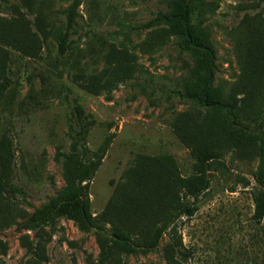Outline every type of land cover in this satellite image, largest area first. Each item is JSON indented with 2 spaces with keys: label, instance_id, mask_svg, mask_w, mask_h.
<instances>
[{
  "label": "rangeland",
  "instance_id": "obj_1",
  "mask_svg": "<svg viewBox=\"0 0 264 264\" xmlns=\"http://www.w3.org/2000/svg\"><path fill=\"white\" fill-rule=\"evenodd\" d=\"M168 0H81L69 49L58 50V35L65 25L66 9L73 0H0V18L22 16L41 42L35 58L8 49V90L0 102V138L11 143L14 184L24 189L25 204L34 209L54 197L64 186L57 150L67 151L72 110L78 105L95 121L88 128L87 147L94 151L111 136V143L89 185L91 212L106 205L114 186L124 180L139 154L172 156L183 176L191 173L192 159L173 133L176 117L193 103L178 95L177 84L194 68L189 52L178 40L146 48L150 29L144 25L165 13ZM217 3L213 14L202 18L215 50L214 85L228 88L239 75L235 43L241 19L262 11L258 0H202ZM201 21L197 14L193 22ZM110 45L135 57L134 77L115 88L92 95L74 81L77 73L101 71ZM228 168L214 166L210 186L201 196L191 218L177 222L188 257L178 264H264V219L253 218L252 198L260 162L226 156ZM19 222V220H17ZM32 238L24 226L0 231V264H23L22 235ZM147 254L125 258L126 264H175L167 260L164 246ZM47 261L41 264H97L99 248L95 231L80 232L76 224L59 218L45 246Z\"/></svg>",
  "mask_w": 264,
  "mask_h": 264
},
{
  "label": "trees",
  "instance_id": "obj_2",
  "mask_svg": "<svg viewBox=\"0 0 264 264\" xmlns=\"http://www.w3.org/2000/svg\"><path fill=\"white\" fill-rule=\"evenodd\" d=\"M258 2L262 11L241 19L242 31L235 43L240 72L228 88L214 85L215 50L209 29L202 22L205 14L215 12L217 3L168 0V11L158 13L144 25L150 29L143 42L147 49L176 38L180 50L189 52L195 60L191 73L177 84L178 95L193 107L180 113L172 126L192 159L188 176L181 174L172 156L139 154L124 180L114 186L104 208L94 215L89 185L112 137L90 150L86 136L95 121L74 105L68 150L56 152L64 186L47 203L28 213L18 207L25 204L26 193L13 182L11 143L0 138V231L16 224L33 233L32 238L27 234L20 238L25 249L23 264L47 261L45 246L59 218L73 221L80 232L95 231L97 264H126V257L156 251L164 238L168 240L164 246L167 260L175 264L186 261L189 253L182 245L177 222L196 213L201 196L210 186L211 169L228 168L227 155L240 161L260 162L252 193L253 218L257 222L264 219V0ZM80 5L81 0H73L65 11V25L57 38L60 54L69 49ZM194 14L201 21L194 23ZM8 49L29 58L37 57L41 51L40 40L22 16L0 18V102L9 86ZM103 64L99 73H77L74 81L86 92L98 95L131 80L137 72L135 57L115 45L108 47ZM0 247L4 249L1 241Z\"/></svg>",
  "mask_w": 264,
  "mask_h": 264
}]
</instances>
